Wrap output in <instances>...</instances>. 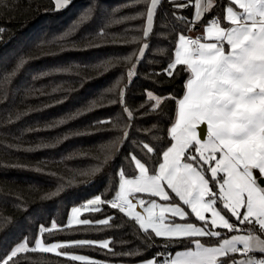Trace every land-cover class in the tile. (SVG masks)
<instances>
[{
  "label": "snow or ice",
  "instance_id": "6c2138e0",
  "mask_svg": "<svg viewBox=\"0 0 264 264\" xmlns=\"http://www.w3.org/2000/svg\"><path fill=\"white\" fill-rule=\"evenodd\" d=\"M165 2L171 6V20L167 12L159 11ZM10 3L0 0V8ZM71 3L55 0V10L66 9ZM124 4V8L115 10L122 15L114 23L121 31L137 29L144 38L137 46V59L144 62L153 39H166L174 48V57L165 55L168 62L160 74L166 73L173 81L185 74L187 79L182 98L174 94L161 97L149 90L146 100L151 103L141 102L135 113L127 106L122 91L123 111L131 121L154 117L158 123L168 119L171 126L162 129L158 137L152 134L158 123L137 125L135 131L146 139L134 141L131 129L123 132L135 151L124 157L130 168L126 170L122 165L117 172L116 194L110 199L97 195L73 207L66 227L48 216L46 204H37L23 218H14L9 234L15 235L0 247V264H27L26 254L37 251L81 264H115L116 258L142 253L130 248L116 251L114 238L57 242L55 235L74 226L123 230L130 227L128 221L138 226V233L150 242L146 244L148 250L159 249L141 264H264V0H228L223 19L232 27L222 26L219 17H210L204 22L207 26L203 34L195 38L189 33L213 9V0H124ZM189 8L194 9L192 17L184 15ZM169 24L171 35L160 36L157 29L167 31ZM4 31L0 27V33ZM24 64L21 58L4 79L14 77ZM137 74L138 67L128 72L129 77ZM145 75L150 78L158 74L152 69ZM152 82L157 86L164 83L159 79ZM169 100L176 105L174 121L163 107ZM51 106L55 105H45L41 111ZM20 118L18 115L16 120ZM202 124L207 128L203 141L197 131ZM42 130L53 129L27 128L30 133ZM111 130L97 128L98 132ZM168 137L170 146L165 150ZM157 140L159 144H154ZM5 146L22 150L19 145ZM156 148L162 152V162L154 159ZM141 193L148 199L138 196ZM156 197L162 203L152 199ZM103 205L115 209L116 214L104 213ZM83 213H101L107 218H81ZM192 216L199 225L189 221ZM31 229H35L34 234H30ZM156 238L164 240L157 243ZM199 238L215 239V245L206 246ZM130 243L119 242L122 248ZM68 248L107 250L105 255L113 259L99 261L85 254L60 251Z\"/></svg>",
  "mask_w": 264,
  "mask_h": 264
},
{
  "label": "trees",
  "instance_id": "16d2710c",
  "mask_svg": "<svg viewBox=\"0 0 264 264\" xmlns=\"http://www.w3.org/2000/svg\"><path fill=\"white\" fill-rule=\"evenodd\" d=\"M227 6L228 0H214L213 9L198 24L213 16L223 19ZM124 7V0H72L68 8L56 11L55 0H11L9 7L0 8V27L5 29L0 33V164L5 165L0 167V247L14 238L15 234H9L13 219L23 218L25 212L37 204H46L48 216L66 227L74 206L97 195L110 199L116 194L117 172L122 165L126 170L130 168L124 157L135 151L123 132L131 129L133 141L146 139L135 131V126L158 123L154 117L131 121L120 103L122 91L127 106L134 113L141 102L151 103L146 100L149 90L161 97L174 94L177 99L186 92L183 85L187 75L181 74L173 81L166 73L160 74L168 62L165 55L174 57V48L166 39H153L144 62L137 59V46L144 38L137 29L121 31L115 27V20L122 15L115 10ZM159 11L167 12L171 20V6L167 2ZM193 14V8L184 13L188 17ZM171 28L169 24L167 31L157 29V33L170 36ZM21 58L25 60L24 66L14 77L5 80ZM137 67L138 74L129 77V70ZM152 69L158 75L146 78L145 74ZM45 72L47 76L43 75ZM157 79L164 82L163 86L152 82ZM54 88L58 91L53 92ZM45 105L55 106L41 111ZM163 107L174 121V101L169 100ZM18 115L21 118L17 121ZM9 119L13 121L11 124ZM101 120L105 123L95 124ZM49 126L53 130L27 131L29 127L47 129ZM170 126L169 120L164 119L152 134L159 137L161 130ZM98 127L112 130L98 132ZM168 139L170 137L164 141L165 150L170 146ZM153 143L159 144V140ZM8 144L19 145L22 150L9 149L5 146ZM154 153L157 154L154 159L162 162L160 149H154ZM53 193L59 195L53 196ZM102 207L104 213L116 214L115 209ZM82 217L107 218L101 213H83ZM28 220L32 222L31 217ZM191 220L196 221L194 216ZM128 224L130 227L123 230L74 226L62 234L56 233L55 241L114 238L116 251L130 248L142 253L116 258L115 264L151 259L159 249L148 250L146 244L150 242L138 233V226L131 221ZM34 233L35 229H31L30 234ZM202 239L215 243V239ZM121 240L133 243L122 248ZM163 240L156 238L157 243ZM65 250L99 261L113 259L105 255L107 250L98 248L60 251ZM26 256L27 264H81L56 257L54 253L37 251Z\"/></svg>",
  "mask_w": 264,
  "mask_h": 264
},
{
  "label": "crops",
  "instance_id": "0c3cea01",
  "mask_svg": "<svg viewBox=\"0 0 264 264\" xmlns=\"http://www.w3.org/2000/svg\"><path fill=\"white\" fill-rule=\"evenodd\" d=\"M213 4H214V0H213ZM221 23H222V26H225V27H232V25H231L228 21H226V20H224V19H221ZM206 26H207V25H206L205 23L198 24V25L195 26L196 30L193 31V32H194V33H197V34H203V29H204ZM226 47H227V46H226ZM206 135H207V132H206ZM206 135H205V137H206ZM138 196H143L145 199H148L147 195H146V194H143V193L138 194ZM152 199H155V200L157 201L158 204H159V203H162V201H160L158 197H156V198H152ZM85 203H86V202H85ZM79 206H81V205H79ZM79 206H74V207H79ZM70 212H71V211H70ZM69 216H70V215H69ZM81 218H83V217L81 216ZM234 219H235V218H234ZM207 243H208V242H207ZM180 250H182V249H180ZM145 261H146V260H145ZM141 262H142V261L137 262V263H133V264H141Z\"/></svg>",
  "mask_w": 264,
  "mask_h": 264
},
{
  "label": "rangeland",
  "instance_id": "374dc122",
  "mask_svg": "<svg viewBox=\"0 0 264 264\" xmlns=\"http://www.w3.org/2000/svg\"><path fill=\"white\" fill-rule=\"evenodd\" d=\"M205 3H206V0H205ZM202 18H203V17H202ZM201 20H202V19H201ZM201 20H200V21H201ZM199 126H200V125H199ZM199 126H198V127H199ZM197 131H198V134L200 135V133H199V132H200L199 129H197ZM201 139H202V141H203L204 139H206V137H204V138L201 137ZM209 174H210V173H209ZM188 211H190V210H188ZM205 215L208 216V217H210V214H209V213H206ZM189 221H190V222H193V223H196L197 225H199V223H200V222H198V221H192V220H191V217H189ZM177 222H180V221L178 220ZM218 230H220V231H222V232H225V231H226V230H222V229H218ZM199 239H201V241L204 242V243L206 244V246H208V245H210V244L213 245V246L215 245V243H207V242L204 241L202 238H199Z\"/></svg>",
  "mask_w": 264,
  "mask_h": 264
},
{
  "label": "water",
  "instance_id": "95a60500",
  "mask_svg": "<svg viewBox=\"0 0 264 264\" xmlns=\"http://www.w3.org/2000/svg\"><path fill=\"white\" fill-rule=\"evenodd\" d=\"M198 129H199V133H200V136L202 137V138H204L205 137V135H206V132H207V128H206V125L205 124H202V125H200L199 127H198Z\"/></svg>",
  "mask_w": 264,
  "mask_h": 264
},
{
  "label": "built area",
  "instance_id": "2783aa9c",
  "mask_svg": "<svg viewBox=\"0 0 264 264\" xmlns=\"http://www.w3.org/2000/svg\"><path fill=\"white\" fill-rule=\"evenodd\" d=\"M216 16H213L212 18H215ZM193 38H195L196 35H201V34H197V33H194V32H191L189 33Z\"/></svg>",
  "mask_w": 264,
  "mask_h": 264
}]
</instances>
